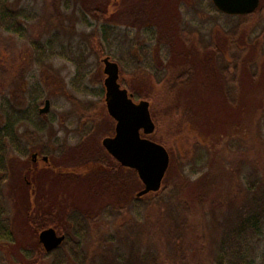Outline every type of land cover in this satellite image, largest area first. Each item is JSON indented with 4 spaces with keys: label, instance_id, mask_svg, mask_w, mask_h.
<instances>
[{
    "label": "rangeland",
    "instance_id": "1",
    "mask_svg": "<svg viewBox=\"0 0 264 264\" xmlns=\"http://www.w3.org/2000/svg\"><path fill=\"white\" fill-rule=\"evenodd\" d=\"M69 2L66 8L56 0H18V5L37 14L29 22L28 37L20 38L0 30V84H7L11 75L16 81L21 77L38 79L43 93L39 108L48 99L50 107L44 114L53 118L43 130L30 125L19 130L21 139L24 142L31 139V145L27 154L12 164L5 185L4 217L11 218L15 233L10 232L12 226L7 235L0 228V264L52 263V254L35 260L40 231L35 221L39 219V224L45 221L43 217H36L51 211L56 213L59 229L49 227L64 230L71 237H74V225L68 222V217H84L88 228L82 248L88 256L99 257L97 251L105 248L103 241L109 236L116 237L110 250L123 254L125 248L117 233L124 235L126 229L118 231V226L130 215L113 211L111 217L105 216L112 210L111 198L95 189L97 177L94 179L92 173L88 174L95 170L96 164L98 169H107L110 166L103 168L102 162H111L114 165L109 170L130 181L129 192L136 195L143 187L136 171L117 167L101 143L103 137L113 135L115 126L104 101L105 74L101 59L105 56L118 64L120 85L128 93L136 91L133 99L149 101L155 128L148 137L161 143L169 153L166 181L163 178L161 183V187L167 184L164 201L174 205L180 197L203 198L200 206L203 213L200 218L196 216L205 239L203 254L186 262L227 264V255L219 250L227 230L224 222L244 205L248 182L257 179L264 183V0H260L258 11L247 22L241 21L238 15L219 16L210 0H108L110 27L108 38L103 39L102 54L91 36L98 25L93 19L90 24H84L79 17V10L89 0ZM131 9L142 16L154 14L155 18L135 20L131 13L125 15ZM169 22L172 27L170 31L163 28V37L171 44L163 42L160 48L155 47L154 40L146 39L145 27L149 25L159 32ZM98 29L102 31V26ZM230 30H241V49L234 52H230L225 35ZM53 33L58 34L57 40H53L54 49L64 55L47 58L43 65L32 62L30 42H47ZM182 34L190 35L189 44L182 41ZM210 43L212 49L202 48ZM143 44L148 48L140 49ZM199 46L202 49L196 52L202 51L197 60L200 67L190 74L184 73L183 80L170 88L166 82L188 69L186 58L170 59V49L193 53ZM202 67L207 75L200 70ZM79 70L80 78H76ZM43 118L48 120L47 116ZM35 153L39 156L33 161ZM73 175L76 180L66 177ZM130 208L128 205L133 214ZM182 211L183 207L178 205L176 216ZM28 215L35 220L27 221ZM144 231L141 227L138 246L145 250L151 248L157 262L165 264L160 254L165 238L151 231L146 237ZM16 234H19L17 241ZM179 242L184 250L192 244L186 238ZM249 243V257L255 264H264L261 252L264 232L250 237ZM28 250H31L30 256L25 253ZM171 250L167 246L165 252L170 254Z\"/></svg>",
    "mask_w": 264,
    "mask_h": 264
},
{
    "label": "trees",
    "instance_id": "2",
    "mask_svg": "<svg viewBox=\"0 0 264 264\" xmlns=\"http://www.w3.org/2000/svg\"><path fill=\"white\" fill-rule=\"evenodd\" d=\"M56 1L60 4H63L66 8L69 7L70 0ZM170 1L173 2L175 0ZM17 2L18 0H0V30L2 32H7L8 34H15L20 38L28 37L29 22L36 18L37 14L36 12L30 11L20 4L18 5ZM109 2L108 0H89L87 6L84 9L79 10L80 20L84 24H90V19H93V21L96 23V26H102V31H100L97 26L91 35L92 39L94 40V44H99V49L101 50L100 54L103 53V39L106 38V36L108 38V30L110 27V18L108 13ZM259 7L252 13L240 15L239 17L242 19L241 21L245 20L247 22L249 17L258 11ZM130 13L132 15H130ZM125 15H130L131 17L135 18V20L141 21H144V19L147 18H155L154 14L150 15L149 13H146L147 16H142L141 13L136 14L133 9L129 10V13ZM171 20L172 19L170 18V21ZM166 25L167 23L164 26ZM171 27L172 24L169 22V25L159 28L160 30L157 32V29L155 30L151 26L147 25L143 32L144 35H146V39L148 41L154 40V46L160 48L163 42L171 44V41L166 40L163 37L165 34L163 28L167 31H170ZM100 34L102 35L101 38ZM240 34L241 30H230L225 34L228 40L230 52H234L238 48L241 49L239 46V44L241 45L239 42ZM57 36V33H53L51 39L44 43L38 40H32L30 42L31 46L33 47V57L31 61L36 62L38 65H43L47 58L53 57L55 55L63 56L64 53L61 50L57 51L54 49L53 40H57ZM170 38L173 39L174 35ZM182 39V41H184L186 44H189L190 35L185 34L182 36ZM245 42L247 43V39ZM173 44L174 43H172V45ZM208 46L212 49L211 43L207 46L203 45L202 48H206ZM147 48L148 45L146 44H143L140 47V49ZM202 48L200 46L199 48H195L193 53L188 52L186 49H181L179 51L170 49V59L174 57H184L186 58V63L188 65V69H186L184 72H181L180 74L175 75L176 77L174 79L171 77L169 81L166 82L170 88H172L177 82L183 80V77H185V75H183L184 73L190 74L191 72L197 71V67L199 66L197 62H200L197 60L199 59L198 56L201 55L202 51L199 50V52H196V49ZM215 48L216 46L214 49ZM155 51L157 53V50ZM230 57L232 58L231 55ZM137 59L138 58H134L135 61H138ZM78 64H80V62H78ZM138 66H140V64H138L137 67ZM228 67L231 66L228 65ZM200 70H202L204 75H207L206 69L202 67ZM79 74L80 70L76 78H80ZM223 74L226 73L223 72ZM224 77L227 78V75ZM10 79L7 78V84H0V228L4 234L6 233L5 235L8 234L6 232L8 228L11 226L13 228L14 224L9 216H7V218L4 217L6 212L4 193L5 185L11 175L12 164L18 160L19 156L22 157L26 155L27 150L31 145V139L28 142H24V140L21 139L19 130L23 128L26 129L28 125L32 126L36 130H43L48 121L53 119L52 117L49 118L50 116L48 113H43V115L38 113L40 99L43 94L42 86L38 79L27 78L26 80L25 78L21 77L20 81H16L17 79L14 75H11ZM80 80L81 79H79V81ZM205 81H207L206 78ZM229 82L230 79L228 80V83ZM4 88H6V90L2 94ZM229 89L230 88L226 90V93L229 92ZM134 90L135 89L133 88V91ZM133 93L137 96L136 91ZM134 94L133 98L136 99ZM43 116H47L48 120L46 121ZM33 141L35 140H32V142ZM113 161L115 164H117V167L120 166V164L115 160ZM108 165L110 167H107ZM113 165L111 162H102V167H107V169H98V165L96 164L95 170L93 169V171L88 172V174L92 173L95 177H93L94 179L97 177V185L95 189L104 193L105 195L108 194L111 198L110 200L113 204V207L111 208V211L106 212L105 216L111 217L113 211L123 213L127 212L130 215L131 223L129 221L130 218L125 217L122 224L118 226V231L126 229L124 235L122 232L121 234L117 233L121 245H123L125 248L123 254H115L112 249L110 250V246L116 241V237L109 236L107 240L103 241L106 245L105 248L103 247L101 250L97 251L99 257L96 255L88 256L84 253L82 248V244L86 236L85 232L88 228L84 217L82 218L80 215L73 218L68 217V222L74 225L72 235L77 239L74 240L75 238L71 237L64 230L58 231L59 228L56 213L51 211L44 212V214L41 216L36 217V219L43 217L45 220L43 224H39V219L35 221L37 231L45 227L53 226L54 228H58L56 229L58 233L64 235V240L62 244L49 252L45 251L42 244L37 242L35 260L39 261L41 258L52 254L53 261L51 264H159L157 262L158 258L156 257V253L151 248L145 250L138 246L139 244L137 243V237L141 227H143L145 230L143 234L146 237L148 236V231H151L152 234L157 233L159 237L165 238L164 240L166 243L164 244L163 248H161L160 253L161 256H164L163 260L165 264H188L186 261H189V258L196 259L198 258V255L201 256L203 254L202 248L205 244V239H203L202 229L197 226L198 223L196 216L200 218L201 214L203 213V211L200 209L203 198L188 200L180 197L176 204L170 205L164 201L165 199L163 198V194L166 192L165 190H167L165 189L167 188L166 183V186L163 185L155 192L146 193L142 196H136L133 194V192H129L130 189H128V185L130 181L128 178H121L119 175L116 176L113 174V171L111 172L109 170V168L113 169ZM167 171L165 174H167ZM207 175L208 177H211V175ZM81 176H83V174ZM66 177L67 179L76 180V178H74L76 177L75 175L72 177ZM165 177L166 175L163 177V182L166 181ZM85 178H87L86 175ZM128 205L131 206L130 209H133V214H130ZM178 205L183 207V211L179 216H176L178 213ZM144 210L145 214L143 215ZM193 217H195L194 220H192ZM230 217L231 218H226L224 222L227 225V230L224 232V238L220 244V253L227 255V264H255L254 259L249 257V246L251 244L249 243V238L256 234L261 235L264 232V183H260V180L257 179L248 182L245 186L244 205ZM25 218L27 221H31L32 219L35 220V217L32 218V216L30 217L29 215ZM91 218L92 217H89L88 219L90 222L92 221ZM140 220H142L143 224H141ZM2 222H4V224ZM10 232H12L13 235L15 233L14 228L13 230H10ZM18 236L19 234H16V241L19 238ZM184 238L190 240L192 243L190 248L187 250H184L181 247V242H179ZM167 246L172 248L170 254L165 252ZM30 251L31 250H28L25 253L30 256ZM261 252L263 255V263L264 246ZM112 255L113 257H111ZM123 256L125 258H123ZM169 256H173V258H169Z\"/></svg>",
    "mask_w": 264,
    "mask_h": 264
},
{
    "label": "water",
    "instance_id": "3",
    "mask_svg": "<svg viewBox=\"0 0 264 264\" xmlns=\"http://www.w3.org/2000/svg\"><path fill=\"white\" fill-rule=\"evenodd\" d=\"M222 12L233 15L251 13L259 6L260 0H212ZM105 74L104 101L108 114L115 121L114 133L103 137L101 143L106 151L123 167L134 169L143 184L136 196L155 192L161 187L163 177L169 165V153L161 144L148 137L155 128L149 101H135L131 93L118 81L119 68L109 56L101 59ZM50 101L44 100L38 113L48 112ZM145 135V136H143ZM37 153L33 154L35 159ZM47 160L46 156H43ZM64 240L63 234H57L53 227L39 231L38 241L49 252Z\"/></svg>",
    "mask_w": 264,
    "mask_h": 264
},
{
    "label": "flooded vegetation",
    "instance_id": "4",
    "mask_svg": "<svg viewBox=\"0 0 264 264\" xmlns=\"http://www.w3.org/2000/svg\"><path fill=\"white\" fill-rule=\"evenodd\" d=\"M210 4H211V6L215 9V11H216V13L219 15V16H221V17H223V16H234L233 14H227V13H224V12H222V11H220L215 5H214V3H213V1L212 0H210ZM259 5H260V3H259ZM211 7V11H212V8ZM259 7V6H258ZM216 14V15H217ZM242 15H244V14H242ZM238 16H240V15H238ZM211 19H213L212 17H211ZM38 156L39 155H36V157H35V159H33V161H36L37 160V158H38ZM57 232V231H56ZM57 234H61V233H58L57 232Z\"/></svg>",
    "mask_w": 264,
    "mask_h": 264
}]
</instances>
